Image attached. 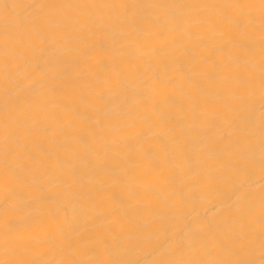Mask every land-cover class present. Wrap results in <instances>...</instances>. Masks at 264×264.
Wrapping results in <instances>:
<instances>
[{
	"label": "bare ground",
	"instance_id": "1",
	"mask_svg": "<svg viewBox=\"0 0 264 264\" xmlns=\"http://www.w3.org/2000/svg\"><path fill=\"white\" fill-rule=\"evenodd\" d=\"M0 264H264V0H0Z\"/></svg>",
	"mask_w": 264,
	"mask_h": 264
}]
</instances>
